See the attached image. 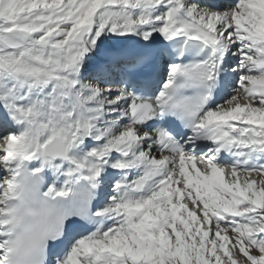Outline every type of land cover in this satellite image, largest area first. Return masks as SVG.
<instances>
[{"label":"snow or ice","instance_id":"1","mask_svg":"<svg viewBox=\"0 0 264 264\" xmlns=\"http://www.w3.org/2000/svg\"><path fill=\"white\" fill-rule=\"evenodd\" d=\"M0 264H264V0H0Z\"/></svg>","mask_w":264,"mask_h":264}]
</instances>
